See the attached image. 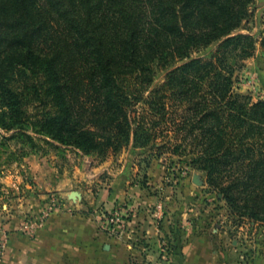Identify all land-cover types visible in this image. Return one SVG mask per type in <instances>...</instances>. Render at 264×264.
Masks as SVG:
<instances>
[{
	"label": "trees",
	"instance_id": "16d2710c",
	"mask_svg": "<svg viewBox=\"0 0 264 264\" xmlns=\"http://www.w3.org/2000/svg\"><path fill=\"white\" fill-rule=\"evenodd\" d=\"M254 1L0 0V125L101 159L185 156L264 223V99L234 89Z\"/></svg>",
	"mask_w": 264,
	"mask_h": 264
},
{
	"label": "crops",
	"instance_id": "0c3cea01",
	"mask_svg": "<svg viewBox=\"0 0 264 264\" xmlns=\"http://www.w3.org/2000/svg\"><path fill=\"white\" fill-rule=\"evenodd\" d=\"M125 157L126 153L119 155V161H125L121 166L112 165V157L93 168L110 173L96 191L82 181L90 182L97 173L82 172L78 167L69 177L75 187L57 193L64 198L63 210L53 214L47 225L33 235L19 230L24 215L39 212L45 206L48 192L60 189L62 183L58 179L63 174L57 172L58 179L49 182L41 195L32 193L30 199L22 198L17 209L1 219L11 231L3 264H163L159 249L166 239H173L174 243L179 240V247L170 252V264H264L263 232L249 234L242 226L238 236H233L224 225L217 224L216 217H210L216 221L211 222L212 228L203 226L200 219L191 225L185 218L200 212L189 207L175 212L177 207L170 190L162 188L163 199L162 194H152L151 187L139 182L132 184L133 175L137 176L140 170L132 166L131 173L126 169L131 158ZM132 164L136 166L135 162ZM72 191L79 192L76 199L70 197ZM115 209H122L126 220L118 235L101 228L99 215L101 211ZM179 216L188 229L177 234L174 227ZM216 224L221 228L213 227ZM245 245L256 247L254 258L243 254Z\"/></svg>",
	"mask_w": 264,
	"mask_h": 264
},
{
	"label": "rangeland",
	"instance_id": "374dc122",
	"mask_svg": "<svg viewBox=\"0 0 264 264\" xmlns=\"http://www.w3.org/2000/svg\"><path fill=\"white\" fill-rule=\"evenodd\" d=\"M251 11L252 14L241 31L255 34L258 38L257 47L253 55L242 60V66L236 69L234 89L247 95L252 101H257L264 99V49L261 46L264 29V0H255ZM30 114L34 115V107H30ZM122 153H126L125 159L130 157V160H133L128 161L129 165L126 169L128 168L131 173L134 171L132 166L140 170L137 176L133 175L132 184L139 182L142 186L151 187L149 191L156 195L162 194L163 199L165 195H163L162 188L170 190L177 207L175 212H178L181 207L197 209V212H200L195 216L188 215L189 217L185 218L186 221H191V225L200 219L203 226L212 228L211 222L216 221L210 220V217H216L219 219L217 224L221 227L224 225L223 228L233 236H238V231L242 226L249 234L264 233L263 222L235 214L225 200V203H220L223 199H220L216 191L206 184L201 171L187 164L188 159L185 156L182 157L168 151L158 157L150 150L125 148L118 153H111L106 159H101L93 154H84L76 148L64 147L58 141L37 132L31 124H26L21 129H7L0 125V221L17 209L16 206L20 204L22 198L23 200L30 199L32 193L41 195L46 186H49V182L58 179L55 177L57 172L63 174V177L58 179L62 185L59 190L50 191L49 194L60 193V190L66 191L75 187L70 184L72 180L69 177H72L78 167L82 172L94 170L97 173L90 179V182L87 180L82 182L93 191L98 190L99 185L110 177V173L105 169L93 168L112 157H115L112 165L121 166L125 163V161H119V155ZM132 162H135L136 166ZM193 175H198L202 179V184L193 182ZM181 219L184 218L179 216L175 223L174 230L177 234L180 233L179 230L187 231L188 229ZM217 224L213 227L220 229L221 227ZM101 228L107 231L102 227V222ZM122 230L112 234L118 235ZM175 247H179V240L174 243L173 239H166L160 245L161 263L170 264L169 255ZM257 252L256 247L245 245L243 254L251 259L257 255Z\"/></svg>",
	"mask_w": 264,
	"mask_h": 264
},
{
	"label": "built area",
	"instance_id": "2783aa9c",
	"mask_svg": "<svg viewBox=\"0 0 264 264\" xmlns=\"http://www.w3.org/2000/svg\"><path fill=\"white\" fill-rule=\"evenodd\" d=\"M45 206L39 212H27L20 224L19 230L22 233L33 235L39 229L45 227L49 218L63 210L64 198L57 193L49 194ZM100 219L102 227L110 234H116L126 226V220L122 209H115L111 212L101 211ZM11 231L6 226L5 221H0V264H3L4 256L7 252L10 242Z\"/></svg>",
	"mask_w": 264,
	"mask_h": 264
},
{
	"label": "water",
	"instance_id": "95a60500",
	"mask_svg": "<svg viewBox=\"0 0 264 264\" xmlns=\"http://www.w3.org/2000/svg\"><path fill=\"white\" fill-rule=\"evenodd\" d=\"M194 182L195 183H198V184H202V182H201V180H200V178H199L198 175H195L194 176ZM78 195H79V192L78 191H72V193L70 194V197L72 199H76Z\"/></svg>",
	"mask_w": 264,
	"mask_h": 264
}]
</instances>
